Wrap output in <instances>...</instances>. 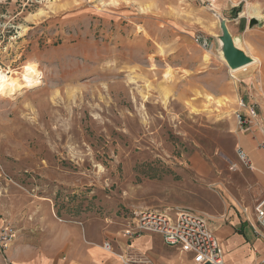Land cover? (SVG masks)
I'll return each mask as SVG.
<instances>
[{
    "label": "rangeland",
    "instance_id": "374dc122",
    "mask_svg": "<svg viewBox=\"0 0 264 264\" xmlns=\"http://www.w3.org/2000/svg\"><path fill=\"white\" fill-rule=\"evenodd\" d=\"M60 4L20 0L0 14V74L35 82L0 98V230L17 236L40 206L126 226L142 210L223 215L239 181L226 156L237 121L208 97L218 53L177 28L193 1L97 0L65 15ZM241 74L264 89L258 63Z\"/></svg>",
    "mask_w": 264,
    "mask_h": 264
},
{
    "label": "crops",
    "instance_id": "0c3cea01",
    "mask_svg": "<svg viewBox=\"0 0 264 264\" xmlns=\"http://www.w3.org/2000/svg\"><path fill=\"white\" fill-rule=\"evenodd\" d=\"M18 1L0 0V14L14 9ZM96 1L61 0L57 13L70 14ZM192 1L194 18L176 24L183 33L208 40L211 43L209 51L219 55L212 62L214 80L208 97L215 102L222 101L227 107L221 110L234 115L240 101L256 103L264 120L262 84L260 89L253 91L258 81L252 75L241 74L237 81L231 78L220 53L218 37L221 30L217 17L228 21L236 45L255 60L254 64L258 63L264 69V0ZM44 22L45 19L38 23ZM37 28V24L31 27ZM249 52H258L257 57ZM253 65L240 72L252 69ZM236 124L228 128L236 145L235 152L242 148L251 159L252 169L241 166L235 171L239 181L234 192H227L224 214L205 216L222 245L225 264H258L264 260V228L258 223L254 208L264 197V136L257 127L241 131ZM235 154L226 153L230 164L237 163ZM35 209L34 220L27 216L18 224L17 236L3 251L0 264H195L190 251L182 246L168 245L159 234L127 236V223L123 221L114 225L94 221L68 222L55 219L50 206ZM106 243L111 245L110 249L105 247Z\"/></svg>",
    "mask_w": 264,
    "mask_h": 264
},
{
    "label": "built area",
    "instance_id": "2783aa9c",
    "mask_svg": "<svg viewBox=\"0 0 264 264\" xmlns=\"http://www.w3.org/2000/svg\"><path fill=\"white\" fill-rule=\"evenodd\" d=\"M196 42L205 51L211 48V43L201 37H197ZM235 116L241 131H249L250 128L257 127L264 136V120L255 105L240 101ZM262 147L264 148V143ZM236 155L238 163L232 164L233 171H237L241 166L252 169L251 159L242 148L236 150ZM254 212L258 223L264 228V197L257 201ZM142 233L159 234L168 245L184 247L193 254L195 264H225L222 245L210 229L208 219L192 210L138 211L127 226L126 235L134 237ZM15 238L14 227L10 224L3 226L0 230V251L7 250ZM110 246L109 243L105 244L107 249H110ZM258 264H264V260Z\"/></svg>",
    "mask_w": 264,
    "mask_h": 264
},
{
    "label": "water",
    "instance_id": "95a60500",
    "mask_svg": "<svg viewBox=\"0 0 264 264\" xmlns=\"http://www.w3.org/2000/svg\"><path fill=\"white\" fill-rule=\"evenodd\" d=\"M221 35L218 37L220 53L230 70H237L254 62L253 58L242 48L238 47L230 34L228 21L217 16Z\"/></svg>",
    "mask_w": 264,
    "mask_h": 264
},
{
    "label": "bare ground",
    "instance_id": "6f19581e",
    "mask_svg": "<svg viewBox=\"0 0 264 264\" xmlns=\"http://www.w3.org/2000/svg\"><path fill=\"white\" fill-rule=\"evenodd\" d=\"M210 57L209 55L208 56H205L204 57V61L206 63H210ZM254 60V59H253ZM258 62V60H257ZM226 63V62H225ZM255 63V60L252 64L250 65H247L245 67H242L240 69H237V70H230V74H231V77L233 78L234 81H237V77H236V74L238 72H240V70L244 69V68H247L251 65H253ZM227 65V64H226ZM37 65L33 64V65H30L28 67V69H31L33 67H35ZM35 86V82L34 81H30L27 82V83H24L19 75L17 73H15V75H10L8 77H4L0 74V98L2 97H5V98H9V99H12L14 98L15 96H17L18 94H20V92L24 91V89H29V88H33ZM17 98V97H16ZM15 98V99H16Z\"/></svg>",
    "mask_w": 264,
    "mask_h": 264
}]
</instances>
